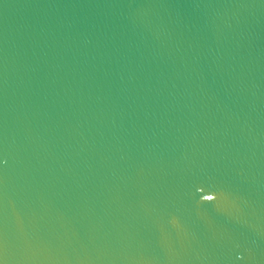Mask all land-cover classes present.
Segmentation results:
<instances>
[{"label": "water", "instance_id": "95a60500", "mask_svg": "<svg viewBox=\"0 0 264 264\" xmlns=\"http://www.w3.org/2000/svg\"><path fill=\"white\" fill-rule=\"evenodd\" d=\"M0 264H264V0H0Z\"/></svg>", "mask_w": 264, "mask_h": 264}]
</instances>
